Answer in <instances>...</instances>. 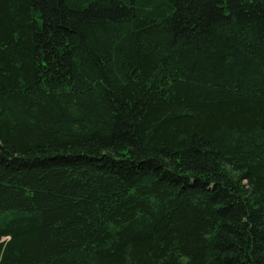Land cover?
<instances>
[{
    "label": "trees",
    "instance_id": "16d2710c",
    "mask_svg": "<svg viewBox=\"0 0 264 264\" xmlns=\"http://www.w3.org/2000/svg\"><path fill=\"white\" fill-rule=\"evenodd\" d=\"M0 264H264V0H0Z\"/></svg>",
    "mask_w": 264,
    "mask_h": 264
}]
</instances>
